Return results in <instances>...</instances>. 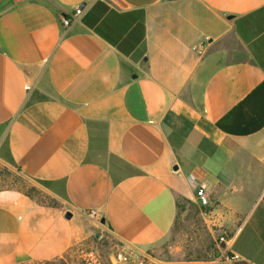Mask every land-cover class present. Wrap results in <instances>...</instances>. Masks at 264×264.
Here are the masks:
<instances>
[{
  "label": "crops",
  "instance_id": "crops-1",
  "mask_svg": "<svg viewBox=\"0 0 264 264\" xmlns=\"http://www.w3.org/2000/svg\"><path fill=\"white\" fill-rule=\"evenodd\" d=\"M0 161L55 201L0 191L2 262L62 256L92 209L149 252L204 186L264 264V0H0Z\"/></svg>",
  "mask_w": 264,
  "mask_h": 264
},
{
  "label": "rangeland",
  "instance_id": "rangeland-1",
  "mask_svg": "<svg viewBox=\"0 0 264 264\" xmlns=\"http://www.w3.org/2000/svg\"><path fill=\"white\" fill-rule=\"evenodd\" d=\"M258 186L256 182L253 190L258 189ZM2 190L19 191L38 204L55 202L32 179L17 168L0 161V191ZM209 209V206L203 207L196 201L183 203L169 234L148 252L152 257V264H250L244 260H232L230 255L228 257L220 237L228 236L229 231L212 222ZM89 219L84 222L88 236L73 244L62 256L50 260L28 259L13 263L0 261V264H85L83 252L90 249L98 251L108 261L122 243L106 234L99 221Z\"/></svg>",
  "mask_w": 264,
  "mask_h": 264
},
{
  "label": "built area",
  "instance_id": "built-area-1",
  "mask_svg": "<svg viewBox=\"0 0 264 264\" xmlns=\"http://www.w3.org/2000/svg\"><path fill=\"white\" fill-rule=\"evenodd\" d=\"M83 9L77 7L75 12L70 16H62L61 24L64 30L68 29L70 24L77 20L82 14ZM196 195L203 207H208L211 204L210 197L204 186H198L196 189ZM87 216L93 220L100 221L101 215L95 210H88ZM220 242L225 243L223 250L227 253L228 257L232 260H242L241 256L232 253L228 248V240L225 237H220ZM83 259L85 264H152V257L148 252L142 251L135 246L122 243L112 255H110L108 261H105L100 253L94 249L86 250L83 252Z\"/></svg>",
  "mask_w": 264,
  "mask_h": 264
},
{
  "label": "water",
  "instance_id": "water-1",
  "mask_svg": "<svg viewBox=\"0 0 264 264\" xmlns=\"http://www.w3.org/2000/svg\"><path fill=\"white\" fill-rule=\"evenodd\" d=\"M72 215H73L72 212L69 211V210L65 212V217H66V218H71ZM102 221H104V220H102ZM223 245H224V244H223Z\"/></svg>",
  "mask_w": 264,
  "mask_h": 264
}]
</instances>
